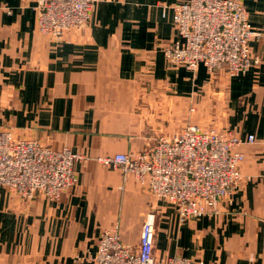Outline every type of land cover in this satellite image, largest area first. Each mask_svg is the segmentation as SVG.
<instances>
[{
  "label": "crops",
  "instance_id": "crops-1",
  "mask_svg": "<svg viewBox=\"0 0 264 264\" xmlns=\"http://www.w3.org/2000/svg\"><path fill=\"white\" fill-rule=\"evenodd\" d=\"M182 1L97 0L86 26L56 39L37 30L33 0H0V130L81 155L78 183L56 200L0 186V264H93L103 230L116 224L136 245L150 211L158 258L264 264V0H242L262 34L250 42L262 61L232 77L166 63L163 47L176 38L168 6ZM210 112H222L220 129L255 137L242 145L244 178L216 216L180 222L171 205L96 159L136 152Z\"/></svg>",
  "mask_w": 264,
  "mask_h": 264
},
{
  "label": "built area",
  "instance_id": "built-area-1",
  "mask_svg": "<svg viewBox=\"0 0 264 264\" xmlns=\"http://www.w3.org/2000/svg\"><path fill=\"white\" fill-rule=\"evenodd\" d=\"M97 0H33L36 28L64 39L90 20ZM176 38L163 47L167 64H182L195 71L202 64L215 76L224 70L232 77L245 73L262 59L250 42L262 34L248 21L242 0H185L168 6ZM253 134L197 124H187L136 152H115L96 159L132 176L142 188L173 207L180 222L216 216L222 203L244 176L242 145L252 144ZM81 155L69 146L51 147L36 138H16L0 130V186L25 200L36 194L56 200L78 183L76 163ZM155 213L143 218L136 245L124 243L117 225L103 230L97 240L93 264H208L201 259L154 255ZM264 232V220L262 222Z\"/></svg>",
  "mask_w": 264,
  "mask_h": 264
},
{
  "label": "rangeland",
  "instance_id": "rangeland-1",
  "mask_svg": "<svg viewBox=\"0 0 264 264\" xmlns=\"http://www.w3.org/2000/svg\"><path fill=\"white\" fill-rule=\"evenodd\" d=\"M216 105H217V102L216 101L211 100L209 102V108L210 109L216 108ZM190 110H192V109H190ZM222 112L219 114L218 117L214 116V114H211V112H210V113H208L207 117L204 120H201V121L199 120L197 122L188 123V124H197L199 126H207V127L220 128L219 127L220 126L219 123L221 121H223Z\"/></svg>",
  "mask_w": 264,
  "mask_h": 264
}]
</instances>
